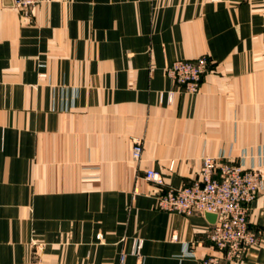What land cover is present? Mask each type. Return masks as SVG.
Wrapping results in <instances>:
<instances>
[{"label":"crops","instance_id":"obj_1","mask_svg":"<svg viewBox=\"0 0 264 264\" xmlns=\"http://www.w3.org/2000/svg\"><path fill=\"white\" fill-rule=\"evenodd\" d=\"M201 55L187 93L166 67ZM217 154L264 173V0L0 4V264H201L215 223L146 171L179 188ZM248 220L235 264H264V178Z\"/></svg>","mask_w":264,"mask_h":264},{"label":"built area","instance_id":"obj_2","mask_svg":"<svg viewBox=\"0 0 264 264\" xmlns=\"http://www.w3.org/2000/svg\"><path fill=\"white\" fill-rule=\"evenodd\" d=\"M46 1L13 0L25 18L30 17L33 9ZM2 2L0 0V4ZM208 65L209 58L206 55L195 59H177L166 67V73L185 92L198 93ZM143 150V142L135 141L133 158L140 161ZM146 177L158 188V208L185 215L196 212L217 214V221L208 233L215 251L204 257L201 264H235L259 243V236L250 228L248 220L250 204L263 183L264 173L259 166L246 167L223 154L204 155L198 176L179 188L166 186L161 173L154 169H147ZM142 246L143 240L136 239L132 253L138 258ZM124 259L123 254L122 261Z\"/></svg>","mask_w":264,"mask_h":264},{"label":"water","instance_id":"obj_3","mask_svg":"<svg viewBox=\"0 0 264 264\" xmlns=\"http://www.w3.org/2000/svg\"><path fill=\"white\" fill-rule=\"evenodd\" d=\"M207 218L212 222L215 223L217 221V214L212 212H206Z\"/></svg>","mask_w":264,"mask_h":264}]
</instances>
